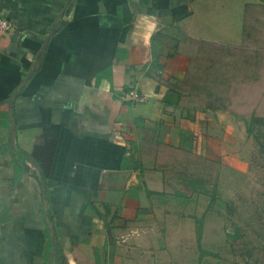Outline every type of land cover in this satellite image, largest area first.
<instances>
[{
  "label": "crops",
  "instance_id": "crops-1",
  "mask_svg": "<svg viewBox=\"0 0 264 264\" xmlns=\"http://www.w3.org/2000/svg\"><path fill=\"white\" fill-rule=\"evenodd\" d=\"M263 6L0 0L13 24L0 33V264H226L221 219L200 189L174 195L161 150L203 143L200 124L218 122L175 87L196 44L239 46L249 10ZM128 89L145 102H121ZM44 131L56 137L45 200L17 156Z\"/></svg>",
  "mask_w": 264,
  "mask_h": 264
},
{
  "label": "rangeland",
  "instance_id": "rangeland-1",
  "mask_svg": "<svg viewBox=\"0 0 264 264\" xmlns=\"http://www.w3.org/2000/svg\"><path fill=\"white\" fill-rule=\"evenodd\" d=\"M175 87L196 114L209 109L212 117L215 110L216 121L233 125L215 122L207 131L200 124L209 141L161 150L165 182L181 196L192 193V182L209 201L213 196L210 213L221 219L224 263L264 264V6L249 10L239 46L196 44ZM251 116L262 121L247 134Z\"/></svg>",
  "mask_w": 264,
  "mask_h": 264
},
{
  "label": "trees",
  "instance_id": "trees-1",
  "mask_svg": "<svg viewBox=\"0 0 264 264\" xmlns=\"http://www.w3.org/2000/svg\"><path fill=\"white\" fill-rule=\"evenodd\" d=\"M57 20L58 19H56V22L54 21L55 22L54 31L59 28V23L57 22ZM164 103H167V101L164 100ZM174 104H176V102ZM261 121L262 119L251 116L250 119L246 122L247 134H252L253 126L258 125V123ZM55 147H56V137L53 136L52 133H50V131L48 132L44 131L36 139L32 152L29 155H26L25 153L19 150L17 151L18 152L17 156L26 158L28 162L33 166L34 176L36 177V179L40 184L44 200H45V190H46L45 180L48 177L50 171V166L54 155ZM190 186L192 187V189H198L196 188V184L194 182H192ZM178 194H179L178 192L176 191L174 192L175 196H178ZM210 202H213V196H210ZM199 236H200V225H199V221L196 220L197 245L199 244Z\"/></svg>",
  "mask_w": 264,
  "mask_h": 264
},
{
  "label": "built area",
  "instance_id": "built-area-1",
  "mask_svg": "<svg viewBox=\"0 0 264 264\" xmlns=\"http://www.w3.org/2000/svg\"><path fill=\"white\" fill-rule=\"evenodd\" d=\"M13 29L12 22L5 16L0 15V33L8 34ZM146 98L139 94L136 90L128 89L120 95V101L130 104H142Z\"/></svg>",
  "mask_w": 264,
  "mask_h": 264
},
{
  "label": "water",
  "instance_id": "water-1",
  "mask_svg": "<svg viewBox=\"0 0 264 264\" xmlns=\"http://www.w3.org/2000/svg\"><path fill=\"white\" fill-rule=\"evenodd\" d=\"M51 30H52V28L50 29V31H51ZM50 31L48 32L47 36L44 38V41H43L42 46H41V49H40L39 53H38L37 56H36L37 59L40 58V56H41V54H42V52H43V50H44V48H45V46H46V43H47V41H48V36H49V34H50Z\"/></svg>",
  "mask_w": 264,
  "mask_h": 264
}]
</instances>
